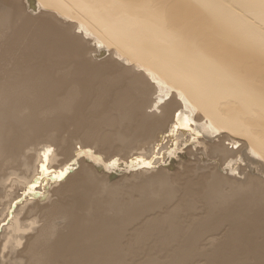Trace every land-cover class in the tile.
<instances>
[{
  "label": "bare ground",
  "instance_id": "6f19581e",
  "mask_svg": "<svg viewBox=\"0 0 264 264\" xmlns=\"http://www.w3.org/2000/svg\"><path fill=\"white\" fill-rule=\"evenodd\" d=\"M31 1L0 40L70 61L0 78V257L119 264L128 230L264 264V0Z\"/></svg>",
  "mask_w": 264,
  "mask_h": 264
},
{
  "label": "rangeland",
  "instance_id": "374dc122",
  "mask_svg": "<svg viewBox=\"0 0 264 264\" xmlns=\"http://www.w3.org/2000/svg\"><path fill=\"white\" fill-rule=\"evenodd\" d=\"M46 12L47 11L42 10L38 14L31 15V17L32 18L38 17V16H41L42 13H46ZM51 12L53 13H49V14L53 15L54 19L62 21L63 23L65 22L67 25L71 26L72 23H70L67 20H63L62 17L55 14L54 11H51ZM20 23H21V20L19 19L15 24L12 23L10 25H6L0 28V38L2 37L7 38L10 34H13L16 31V29H18ZM79 34H80V30L76 31V35L81 36L83 38V36ZM0 41H1L0 42V78L1 79H2V76L9 75L12 73H22V74L24 73H58V72H61L58 68L66 64L67 60L70 61L68 59L67 53H63V55L57 56L56 54L54 55L47 50H40V48H33L29 52L23 55V52L25 49V41H20L18 46L11 45L9 48H8V45L5 46L4 39H1ZM84 41L89 42L90 38L85 37ZM99 58H102V57H99ZM99 58L98 56H94L93 60L99 61V62H103L106 60V57L103 59H99ZM61 61H64L63 65H61ZM40 145L42 147L51 148L50 151H47L43 155V156L48 155V157H50L52 150L56 148L51 142L41 143ZM23 154H24V151L21 152V154L18 157H22ZM30 160L33 163L35 161V156L32 157ZM183 160L186 161V158ZM9 161H11L10 157H6L0 162V165L2 164L5 165ZM16 164L17 162L11 166V169L15 167ZM20 193L21 192L17 191L13 185L12 186L6 185L0 188V209L7 207L13 200L17 199L20 196ZM157 214L158 213L150 214L147 217L155 216ZM147 217H144V219H141L140 223L144 222ZM125 232L126 233L124 234L126 236L123 234L122 237L125 238L126 240L123 239V246L122 244H121V247L118 246L119 249L122 251V256L124 258L123 262L119 264H178V263L179 264L180 263L181 264H209L212 262H213L212 264H217V263L219 264V262L220 264H224V263L231 264L223 260L221 257H218L220 256V254L218 253L219 251L217 252L216 249L211 248L209 246H208L209 248L195 247L197 249L195 248L193 249V248L184 247L186 250L184 248L178 249V247H174L175 245L173 244L168 245V246L162 245V243H160L157 240V236H154V235L148 236L143 240L132 242L130 244V247L128 245L126 247V243L129 238L127 234L129 233V231L127 230ZM209 237L210 236H207L206 238H209ZM118 247H116V249H118ZM1 249H2V239H0V256H1ZM111 249H115V248L111 247ZM182 249H184L185 251ZM192 249H193V252L191 251L189 253V251ZM123 254H126L125 255L126 257ZM4 256L5 258H3V256L0 257V264H2V262L3 264H8L6 262V259L8 256L7 251L4 254ZM217 257L219 258V260L221 259L222 261L217 260L218 259ZM241 262L238 259L236 261H233L232 264H246L245 262H247V264H255L253 260L252 261L251 260L241 261ZM110 264H114V263H110Z\"/></svg>",
  "mask_w": 264,
  "mask_h": 264
},
{
  "label": "water",
  "instance_id": "95a60500",
  "mask_svg": "<svg viewBox=\"0 0 264 264\" xmlns=\"http://www.w3.org/2000/svg\"><path fill=\"white\" fill-rule=\"evenodd\" d=\"M28 3H29V4H32L33 1L28 0ZM30 9H32V8L30 7ZM32 10H33V9H32ZM103 55H104V54H103V52H102V53H100L99 57H102ZM30 194H32L34 198H38V197H40V199H43V198H44V196H40V193H38V192H33V193H30ZM0 232H1V229H0Z\"/></svg>",
  "mask_w": 264,
  "mask_h": 264
}]
</instances>
